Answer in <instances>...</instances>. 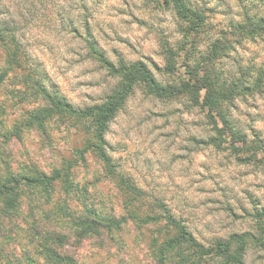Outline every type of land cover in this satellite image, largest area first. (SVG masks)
Wrapping results in <instances>:
<instances>
[{
	"label": "rangeland",
	"instance_id": "1",
	"mask_svg": "<svg viewBox=\"0 0 264 264\" xmlns=\"http://www.w3.org/2000/svg\"><path fill=\"white\" fill-rule=\"evenodd\" d=\"M190 1L205 10L207 25L189 39L171 8L144 0H0V21L14 31L25 65L45 73L49 85L83 108L103 102L116 83L91 57L88 31L114 64L144 63L165 86L188 80L189 64H204L220 32H230L231 22L240 19L236 0ZM227 44L213 62L212 76L251 87L259 77L263 80L259 88L240 91L227 107L246 145L233 144L232 134L219 136L208 111L189 96L158 99L143 86L135 88L106 135L117 170L142 191V211L162 215L158 205L164 203L206 245L236 233H255L253 215L264 207V38L228 35ZM49 136L46 141L37 132L25 133L21 141L5 145L6 156L16 167L35 164L49 170L69 155L73 143V137L56 129ZM77 173L82 184L91 183L99 207L123 215L120 193L93 156ZM158 230L129 224L81 243L72 240L65 249L80 264H154L150 244ZM33 235L21 221L0 223V259L10 253L34 256ZM32 258L45 263L43 257ZM246 264H264V249L252 246Z\"/></svg>",
	"mask_w": 264,
	"mask_h": 264
},
{
	"label": "trees",
	"instance_id": "2",
	"mask_svg": "<svg viewBox=\"0 0 264 264\" xmlns=\"http://www.w3.org/2000/svg\"><path fill=\"white\" fill-rule=\"evenodd\" d=\"M144 1L171 8L186 39L199 34L207 25L205 10L190 0ZM236 1L240 19L231 22L230 32H220L204 64H189L190 78L180 84H161L141 62L119 60L114 64L88 31L86 44L91 57L116 83L103 102L83 108L49 85L45 73L25 65L26 59L14 31L0 21V223L15 225L21 221L30 225L33 238L37 240L34 256L27 252L10 253L0 259V264H40L32 257H43V264H80L65 249L70 241L81 243L82 239L101 236L104 232L122 231L129 224L140 230L158 226L159 235L150 244L154 264H246V255L252 246L264 249V207L253 215L257 223L255 233L232 234L209 245L200 242L164 203L158 205L162 215L142 211L138 205L142 201V191L117 170L106 140L111 122L123 110L135 88L143 86L158 99L189 96L196 106L208 111L207 116L219 136L232 134L233 144H247L246 135L230 120L227 107L240 91L259 88L263 80L259 77L253 87L242 82L228 85L213 77L211 71L220 51L228 50V35L243 39L264 38V0ZM166 51L174 58L171 50ZM52 129L73 137L68 147L69 155L56 166L49 170L35 164L16 167L13 159L10 161L6 156L9 149L5 145L11 141H21L25 133L31 132L49 141ZM217 140L218 137L212 141L216 144ZM255 143L258 148L263 147L259 138ZM89 156L98 161L104 177L114 182L124 205L123 215L114 210L108 213L99 207L91 193V183L82 184L78 180L77 171L87 166Z\"/></svg>",
	"mask_w": 264,
	"mask_h": 264
}]
</instances>
